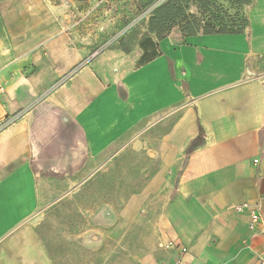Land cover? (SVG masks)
Masks as SVG:
<instances>
[{"label": "crops", "instance_id": "0c3cea01", "mask_svg": "<svg viewBox=\"0 0 264 264\" xmlns=\"http://www.w3.org/2000/svg\"><path fill=\"white\" fill-rule=\"evenodd\" d=\"M243 14L238 34L172 29L139 65L137 49L93 55L73 44L64 5L0 0V120L15 118L0 131V264L37 260L30 217L56 197L46 184L127 127L155 137L151 161L166 179L177 174L167 210L190 232L184 262L264 258V0ZM244 203L260 212L255 232L247 213L225 209Z\"/></svg>", "mask_w": 264, "mask_h": 264}, {"label": "rangeland", "instance_id": "374dc122", "mask_svg": "<svg viewBox=\"0 0 264 264\" xmlns=\"http://www.w3.org/2000/svg\"><path fill=\"white\" fill-rule=\"evenodd\" d=\"M49 1L65 6L72 43L92 46L93 55L105 49L140 50L146 39L156 41L148 23L166 2ZM186 4L188 14L200 18L196 1ZM210 5L230 16L238 13L228 0H212ZM206 10L201 19L217 24L216 9ZM121 130L111 131L108 142L99 145L109 150L77 151L76 165L73 155L72 165L62 166L60 180L46 184L56 197L30 217L39 257L27 264H174V246H185L190 239V232L177 227L167 210L177 174L166 179L151 161L146 148L155 137L135 127Z\"/></svg>", "mask_w": 264, "mask_h": 264}, {"label": "trees", "instance_id": "16d2710c", "mask_svg": "<svg viewBox=\"0 0 264 264\" xmlns=\"http://www.w3.org/2000/svg\"><path fill=\"white\" fill-rule=\"evenodd\" d=\"M187 0H166L152 14L148 27L149 31L155 35L156 41L151 38L146 39L144 43L139 44L142 51L139 65H144L158 56L157 42L164 39L172 29H178L184 37H194L198 34H238L242 33L248 26L247 20L243 14L245 7L252 4L253 0H228L231 6H236L238 13L230 16L223 8L211 6L212 0H195L198 7L199 17L188 14ZM207 7L216 9L218 17L213 18L217 24L204 22L202 11L207 12ZM227 19V22H225ZM229 23V24H227ZM150 50V52H149ZM128 53L126 51H122ZM80 68L77 66L72 73ZM203 133L199 131L197 137L190 143L186 153L190 154L195 148L203 143Z\"/></svg>", "mask_w": 264, "mask_h": 264}, {"label": "built area", "instance_id": "2783aa9c", "mask_svg": "<svg viewBox=\"0 0 264 264\" xmlns=\"http://www.w3.org/2000/svg\"><path fill=\"white\" fill-rule=\"evenodd\" d=\"M0 88V93H1ZM15 120L14 117L2 119L0 120V131L4 129L6 126L11 124ZM256 163V161H254ZM228 212L231 213H247L248 214V229L252 232H255L259 225L261 224V215L256 206H251L248 204H239V205H233V206H226L225 208ZM175 252H176V260L174 264H189L183 261L182 257L185 256L188 251L185 246H174ZM257 264H264V258H259L257 261Z\"/></svg>", "mask_w": 264, "mask_h": 264}]
</instances>
